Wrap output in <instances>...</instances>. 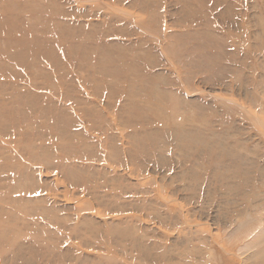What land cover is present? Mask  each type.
Listing matches in <instances>:
<instances>
[{
	"label": "rangeland",
	"instance_id": "374dc122",
	"mask_svg": "<svg viewBox=\"0 0 264 264\" xmlns=\"http://www.w3.org/2000/svg\"><path fill=\"white\" fill-rule=\"evenodd\" d=\"M0 264H264V0H0Z\"/></svg>",
	"mask_w": 264,
	"mask_h": 264
},
{
	"label": "bare ground",
	"instance_id": "6f19581e",
	"mask_svg": "<svg viewBox=\"0 0 264 264\" xmlns=\"http://www.w3.org/2000/svg\"><path fill=\"white\" fill-rule=\"evenodd\" d=\"M260 241V240H259ZM258 243V242H257Z\"/></svg>",
	"mask_w": 264,
	"mask_h": 264
}]
</instances>
